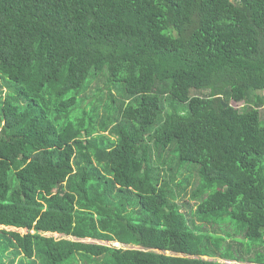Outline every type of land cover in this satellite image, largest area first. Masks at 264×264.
Returning <instances> with one entry per match:
<instances>
[{"label": "trees", "instance_id": "obj_1", "mask_svg": "<svg viewBox=\"0 0 264 264\" xmlns=\"http://www.w3.org/2000/svg\"><path fill=\"white\" fill-rule=\"evenodd\" d=\"M263 107L264 0H0V264H264Z\"/></svg>", "mask_w": 264, "mask_h": 264}, {"label": "rangeland", "instance_id": "obj_2", "mask_svg": "<svg viewBox=\"0 0 264 264\" xmlns=\"http://www.w3.org/2000/svg\"><path fill=\"white\" fill-rule=\"evenodd\" d=\"M2 90L3 91H5V89L4 88H2ZM12 95H14V91L12 92ZM103 100L101 101V104H102V106L106 103V95H104L103 94ZM102 106H100V108L102 107ZM103 111H102V109L100 110V113H102ZM262 114L264 115V107H263V110H262ZM8 230H15V229H8ZM18 232H20V233H22V234H24V233H26V230H24V229H21V230H18ZM47 236H50V235H47ZM51 236H53L54 238H58L59 236L58 235H56V234H52ZM18 258L17 259H15V263L14 264H18Z\"/></svg>", "mask_w": 264, "mask_h": 264}]
</instances>
